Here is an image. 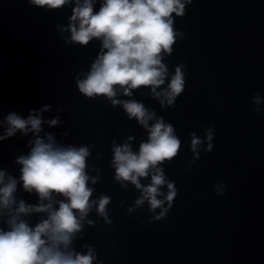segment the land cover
Here are the masks:
<instances>
[{
	"label": "water",
	"instance_id": "95a60500",
	"mask_svg": "<svg viewBox=\"0 0 264 264\" xmlns=\"http://www.w3.org/2000/svg\"><path fill=\"white\" fill-rule=\"evenodd\" d=\"M0 264H264V0H0Z\"/></svg>",
	"mask_w": 264,
	"mask_h": 264
}]
</instances>
